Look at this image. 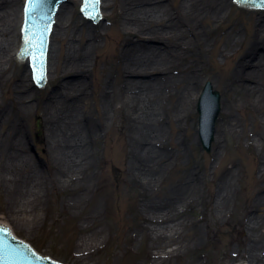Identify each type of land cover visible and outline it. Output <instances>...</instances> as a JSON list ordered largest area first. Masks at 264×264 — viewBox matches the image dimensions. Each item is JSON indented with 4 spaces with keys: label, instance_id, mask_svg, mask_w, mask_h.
I'll return each instance as SVG.
<instances>
[{
    "label": "bare ground",
    "instance_id": "6f19581e",
    "mask_svg": "<svg viewBox=\"0 0 264 264\" xmlns=\"http://www.w3.org/2000/svg\"><path fill=\"white\" fill-rule=\"evenodd\" d=\"M21 1L19 8L20 0H0V87L8 83L13 102L20 106H33L35 94L26 90L29 65L27 69L25 67V74L20 80L13 75L10 66L15 59L12 51L17 39L16 24L18 20L20 23L23 20L26 0ZM182 2L183 10L174 15L169 12L164 0H101L103 11L113 6L122 21L117 41L118 52L113 55L116 60L111 63L117 75L110 73L100 85L104 114L107 119L111 111L117 109L125 115L127 125L124 123V126L129 129L130 159H124L118 171L126 175L123 182L131 181L134 187L140 189L138 212L141 220L136 226L142 235L148 234L150 247L161 253L158 264L179 255L185 249L183 233L191 231L197 234L198 230L202 233L201 225L188 214L197 205L198 176L194 173L188 176V184L173 187L167 199L156 202L153 197L158 185L164 182L168 167L192 144L182 136L181 130L188 126L190 108L200 92V70L205 66V49L200 47V50L195 51L194 46L188 48L183 45V38L188 37L184 33L191 32L195 38H202L206 30L202 25L204 20L217 22L215 29L218 30L231 7L229 0ZM75 8L63 4L58 11L48 58V79L53 74L54 79L58 80L55 84L57 88L45 97L44 117L48 137L53 141L49 145H52L50 148L57 168L55 176L41 178L40 164L30 159L29 151L27 154L19 151L20 148L28 150L29 145L28 135L20 122L13 125V133L8 138L3 139L0 129V184L7 188L9 210L14 218L30 228L39 218L40 197L44 192L48 194L56 189L74 191L65 196L63 206L65 210L80 212L94 202L99 185L95 180L96 171H89L96 165V159H91L89 151L97 135L96 125L90 116L87 117L89 113L80 106L88 94L86 77L90 67L97 64L91 52L97 47V40L102 35L86 23L83 24L87 31L81 32ZM260 21L261 17L256 16L255 32L244 54L235 57L236 66L227 72V87L236 84L251 95L254 101L248 98L247 103L257 111L260 109L256 107L262 108L264 103V25ZM78 37L86 38V44L79 43L77 46ZM55 39L60 41L59 46L54 43ZM150 40L158 42L150 43ZM240 40L242 37L239 32L229 34L221 52L233 49ZM174 69L179 72L175 73ZM72 75H79L81 79L74 81ZM251 78L255 81L250 82ZM227 113L225 131L242 138L246 135L243 123L232 113V108L229 107ZM10 116L9 109H1L0 125L7 123ZM254 120L258 132L253 136V143L260 149L259 157H255L261 166L258 184L263 187L260 183H264V114ZM167 123L180 130L177 141L179 148L175 151L165 149L170 136L166 133ZM213 138L216 142L215 152L220 156L224 147L217 130ZM165 158L171 159L166 161ZM17 163L33 166V173L27 177L17 175ZM237 180L234 168L228 169L211 194L209 207L215 214L222 217L228 214L237 191ZM258 203L261 205L257 206ZM104 206L101 200H97L83 214L86 223L84 228L92 233L78 241L77 245L81 247L76 255L79 264H91L92 250L83 247L97 243L98 233L93 227L101 219ZM248 216L246 224L250 230L264 220V192L251 203ZM246 237L250 238L248 234ZM256 246L249 243L247 247L249 258L253 260L259 255Z\"/></svg>",
    "mask_w": 264,
    "mask_h": 264
},
{
    "label": "rangeland",
    "instance_id": "374dc122",
    "mask_svg": "<svg viewBox=\"0 0 264 264\" xmlns=\"http://www.w3.org/2000/svg\"><path fill=\"white\" fill-rule=\"evenodd\" d=\"M78 1L71 0V4L65 5H69L71 8L76 7L75 14L80 22L79 28L82 29L81 32H86L87 29L83 24L86 23V20L82 13L77 11L80 5ZM164 1L169 12L174 15L183 10L182 0ZM229 3L231 7H229L227 16L222 20L221 28L216 30L217 22L204 20L202 25L206 30L202 38H195L191 32L184 33L188 37L183 38V45L188 48L194 46L195 51L200 50V47L205 49L203 61L205 66L200 70V92L190 108L189 124L181 130L182 136L188 138L192 144L183 151L181 157L175 158L168 167L166 178L162 184L158 185L153 197L156 202H159L160 199H167L168 193L173 187L185 186L189 183L188 176L194 173L198 176L196 181L197 205L188 214L191 219L201 225L202 233L200 234L199 230L197 234H193L191 231L183 233V239L186 242L185 249L179 255L165 259L159 264H239L242 261H247L249 264H264V220L252 228L253 230H250L246 224L249 219V206L264 192V183H260L263 187L258 184L261 166L255 158L259 157L260 149H257L253 143V136L258 132L254 119H258V115L264 114V103L262 102V108L256 107V109H260L257 111L247 103L248 98L253 100L251 95L249 96L236 84L231 83L232 86L227 87V72L236 66L235 57L244 54L246 45L255 32L256 16L261 17V25H264V9L244 7L238 5L235 0H229ZM21 4L20 0L19 8ZM103 16L106 22L100 20L96 25L93 21L86 23L101 32L102 36L97 40V47L91 52L95 61L97 60V64L90 67L86 77L88 94L86 98H83L80 106L89 113L87 117L90 116L96 125L95 142L89 149L91 159H96V165L89 171H96L95 180L99 182L94 202L89 203L82 211L75 212L65 210L63 206L65 196L74 191L56 189L48 194L44 192L40 197L39 218L30 228L14 218L9 210L7 188L0 184V220L8 222L18 237L27 239L43 254L47 253L51 257H56L57 260L67 262V264H79L76 255L81 247L77 245L78 241L81 237L92 233L91 230L84 228L86 223L83 220V214L89 211L97 200H101L105 205L104 213L93 227L98 233L97 243L90 247H83L87 248L86 250H92L91 264H158L160 261L158 257L161 253H157L156 249L150 247L148 234L142 235L136 226L141 220L138 212L139 198H141L138 195L140 189L134 187L131 181L123 182L126 175H122L118 171L119 167L123 166V160L130 159L127 138L129 129L125 128L127 125L125 115L117 109L111 111L107 119L104 114L100 85L110 73H113V76L117 75L111 63L116 60L113 55L118 52L117 41L120 38L122 21L113 6L104 9ZM21 26L22 24L18 20L16 24L17 39L12 51L15 59L10 64L11 71L18 80L25 74L23 60L16 54L22 42ZM235 32L241 34L242 40L233 49L222 53L221 50L226 45V36ZM86 41V38L78 37L77 46L79 43L85 45ZM149 42L157 43L158 41L150 40ZM54 43L57 46L61 44L57 39L54 40ZM174 72L178 73L179 70L174 69ZM27 73L26 80L29 83L33 82L30 69H27ZM71 77L74 81L81 79L79 75ZM57 81L51 74L50 79L43 87L30 90L35 94L33 106H20L17 102H13L10 99L13 96L8 83H4L0 87V110L6 108L11 112L9 121L0 125L3 139L13 133L11 130L16 122L21 123L22 129L28 135L29 145L28 150L20 148L19 151L22 154H27L29 151L30 159L40 164L41 178L53 177L57 171L50 148L52 145H49L53 141H50L48 137L47 125L44 120L45 97L57 88L55 85ZM208 81H212L214 88L221 92L223 100L222 112L217 123V132L224 147L220 156L218 152H215V141L212 144V149L206 151L199 136L198 103ZM249 81L253 82L255 79L251 78ZM37 103L39 104L37 105ZM229 107L244 125L246 135L242 138L225 131ZM36 131L39 134V143L36 140ZM178 131L180 130L176 129L174 125L167 123L166 133L170 134L165 143L167 151H175L179 148L177 145ZM170 159L167 158L166 161H170ZM230 168H234L238 177L237 191L228 214L222 217L215 214L209 207V198ZM15 173L27 177L33 173V166H28L27 163L24 165L17 163ZM259 205L261 204L258 203L257 206ZM246 234L249 235V239ZM249 243L258 245L256 250L259 255L254 260L249 258L247 248ZM156 258L158 259L156 260Z\"/></svg>",
    "mask_w": 264,
    "mask_h": 264
},
{
    "label": "water",
    "instance_id": "95a60500",
    "mask_svg": "<svg viewBox=\"0 0 264 264\" xmlns=\"http://www.w3.org/2000/svg\"><path fill=\"white\" fill-rule=\"evenodd\" d=\"M63 1L65 0H39V2L35 4L28 3L29 4L28 9H31V11H27L28 20L25 27V34H26V38H28L29 35H31L32 44H25L23 50V54L25 56L28 54L33 55V53L40 54V52L42 51V56L45 57L44 48L46 50L51 26L54 21L56 11L59 5ZM246 1L257 5H264V3H262V0H246ZM66 4H71V0H69V2H67ZM81 5L82 2H80L79 8L77 9L78 12H81ZM84 11L87 14L97 18L98 9L93 8L92 5L86 4L84 7ZM83 18L86 20V23L91 21L89 18L85 17L84 15ZM101 20L102 22H106L103 14ZM94 23L96 25L97 22ZM45 26H47L46 32L43 31ZM32 33H35V35H32ZM41 40L43 42L42 47L37 48L36 45H39L41 43ZM28 46L31 47L30 52L27 50ZM18 54H19V50H18ZM33 61H34L35 69L37 70V79L39 80L40 70H41L39 62L41 61V59L40 60L33 59ZM22 65L27 67L28 62L27 61L25 62L23 60ZM35 88H38V86H36L34 82H30L28 83V85H26V90H31ZM220 99H221L220 92L214 91L212 83L208 82L200 103L201 105L200 110L202 112V121L204 128V130L202 129V139L208 150H210L211 148L210 144L214 137L216 120L221 110ZM0 223L2 225L8 226L5 221H0ZM24 240L28 241L27 239ZM53 258L56 259V257ZM0 264H60V263L54 262L49 258H45L38 255L33 250H31L28 244L20 240H17L15 237H13L6 227L0 226ZM241 264H246V263L242 261Z\"/></svg>",
    "mask_w": 264,
    "mask_h": 264
},
{
    "label": "snow or ice",
    "instance_id": "6c2138e0",
    "mask_svg": "<svg viewBox=\"0 0 264 264\" xmlns=\"http://www.w3.org/2000/svg\"><path fill=\"white\" fill-rule=\"evenodd\" d=\"M39 2V0H29V3L30 4H35ZM241 2H246V0H241ZM262 3H264V0H262ZM86 4H90L93 6V8H95L96 5L99 4V0H86ZM26 11H31V9H26ZM43 31H47V26L44 27ZM32 35H35V33H32ZM25 44H32V38H31V35L25 39ZM42 40H41V43L39 45H36L37 48H41L42 47ZM42 57V51L40 52V54H36V53H33V59L35 60H40ZM41 79H43V76L41 75Z\"/></svg>",
    "mask_w": 264,
    "mask_h": 264
}]
</instances>
